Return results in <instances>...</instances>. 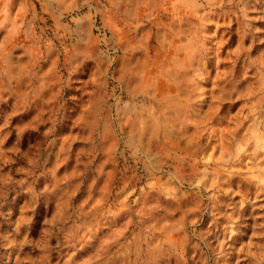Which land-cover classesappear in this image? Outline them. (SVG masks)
Listing matches in <instances>:
<instances>
[{"label": "rangeland", "instance_id": "374dc122", "mask_svg": "<svg viewBox=\"0 0 264 264\" xmlns=\"http://www.w3.org/2000/svg\"><path fill=\"white\" fill-rule=\"evenodd\" d=\"M0 264H264V0H0Z\"/></svg>", "mask_w": 264, "mask_h": 264}]
</instances>
